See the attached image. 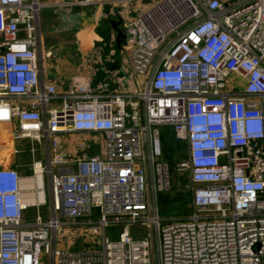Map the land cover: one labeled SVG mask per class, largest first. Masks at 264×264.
Instances as JSON below:
<instances>
[{"label": "built area", "instance_id": "2783aa9c", "mask_svg": "<svg viewBox=\"0 0 264 264\" xmlns=\"http://www.w3.org/2000/svg\"><path fill=\"white\" fill-rule=\"evenodd\" d=\"M42 9L0 0V264H264V0L157 1L123 29L131 92L79 75L67 92L48 83ZM166 127L186 144L175 167L192 213L162 225ZM70 133L94 135L100 152L68 154ZM8 150L30 173L6 166Z\"/></svg>", "mask_w": 264, "mask_h": 264}, {"label": "crops", "instance_id": "0c3cea01", "mask_svg": "<svg viewBox=\"0 0 264 264\" xmlns=\"http://www.w3.org/2000/svg\"><path fill=\"white\" fill-rule=\"evenodd\" d=\"M36 1L43 6L40 14L42 35L49 37V58L43 63V76L48 83L55 85L60 92H67L70 79L79 75L90 78L94 84L107 81L112 92L133 90V81L120 71L128 68V59L123 61V57L119 55L117 67L111 69L115 63V59L111 57L115 52H105L99 48L98 43L95 44L105 40L114 48L116 34L110 25H106L101 37L95 34V29L100 25L105 26V22L115 20L116 12L119 11L122 20L120 28L123 32L125 25L148 11L159 0H123L122 3L119 0H97V4L88 7L77 6L78 0ZM120 48L116 49L119 54ZM118 71L120 72L117 74ZM2 136L0 135V139ZM5 139L3 143L10 148V137L7 141ZM96 140L98 138L89 133H70L61 138V144L70 155L78 154V149L83 145H89V154H98L100 151L94 145ZM4 157L7 167L19 171L20 164L16 161L18 158L13 157L9 150Z\"/></svg>", "mask_w": 264, "mask_h": 264}, {"label": "rangeland", "instance_id": "374dc122", "mask_svg": "<svg viewBox=\"0 0 264 264\" xmlns=\"http://www.w3.org/2000/svg\"><path fill=\"white\" fill-rule=\"evenodd\" d=\"M72 24H74V23L72 22ZM106 28H107L106 25L105 26L104 25H100L99 27H97L95 29V34L98 35L99 37H101V35L103 36ZM102 42H103V44H102ZM97 43L99 44L98 45L99 48L102 49L105 52H108V50L109 51L113 50L115 53H112V57L110 55V57L113 58V59H115L116 56H118V58H119V55H121L123 57L122 58L123 61L131 58V51L127 50L126 48H120L121 49V51H120L121 53L119 54L118 50H116V48H112L111 47L112 45H110L109 43L105 42V40L104 41L101 40V43L95 42V44H97ZM100 44H102V45L100 46ZM41 51H42L43 63H44V62H46L47 58H49V37H46L45 35H42ZM105 52H103V53H105ZM161 132H162V134L164 136V141L163 142L165 143L163 145V142H162V145H163L162 149L164 150V149L167 148L168 151H172V150L174 151V146L179 144L178 146H181L182 148L180 149V153L178 155V161L184 160L185 159V154H186V148H185L186 144H185V142L175 141L173 133H172V129L170 127L169 128L168 127L162 128ZM9 134H10V129L7 126H0V135H3L2 138L0 139L1 142L2 141L4 142L5 138L8 139L9 138ZM18 145H21L23 147H28V142H26V141L19 142ZM35 147H37V145ZM97 150L99 151L98 148H97ZM170 158H171V156H170ZM163 159H164V157H163ZM16 161L20 164L19 165V167H20L19 171L21 173H30L29 167H28L29 158H28V156L26 154H22L21 156H18V159H16ZM170 167H169L170 175H171V186H170V189L168 191L159 193L157 195L158 213H159L160 219L162 220V225H165L168 221H170L172 219L187 217V216H189L192 213V205H186L185 207H181V206H179V204H176V205L173 206V204H169L167 202L166 198H170L169 201H171L172 198L176 197V194L180 190L181 183L183 181H188V182L190 181L188 171L179 170L175 166L172 168V165H170ZM46 197H47V200H49L48 184H46ZM180 208L184 209V211H182ZM48 213H49V206L40 209V215L42 216V218L47 219L48 218ZM34 215H35V211L26 210L24 212V220L28 221V222L32 221L33 218H34ZM113 231H115L114 228L108 229V232H113ZM131 232L133 234H137L139 236L147 237L150 242L154 243V238H151V235L153 233H152V230L150 228H146V227H142V226L137 225V226H134L133 228H131ZM61 243H66V239H61ZM85 247H86V245H84V243H82L81 239H78L76 241V244H75L74 248L75 249H82V248H85Z\"/></svg>", "mask_w": 264, "mask_h": 264}, {"label": "trees", "instance_id": "16d2710c", "mask_svg": "<svg viewBox=\"0 0 264 264\" xmlns=\"http://www.w3.org/2000/svg\"><path fill=\"white\" fill-rule=\"evenodd\" d=\"M105 25H109V24L107 22H105ZM113 47L116 48V49L120 48L115 43H113ZM117 65H118V56L115 57V63L112 66V68L111 67L110 68L113 69L114 67H117ZM163 141H164V136L162 134V142ZM164 144L165 143L163 142V145ZM178 145L174 146V151L173 150L172 151H168L167 148L163 150L164 160L168 163L169 167H170V165H172V168H173L175 166V164L178 162V155L180 153V149L182 148L181 146H178ZM185 148H186V145H185ZM170 156H171V158H170ZM190 188H191L190 181L189 182L188 181H183L181 183L180 190L176 194V197L172 198L171 201H169L170 198H166L167 202L169 204H173V206L176 205V204H179V206H181V207H185L186 205H191L192 204V193H191ZM181 210L184 211V209H181Z\"/></svg>", "mask_w": 264, "mask_h": 264}, {"label": "water", "instance_id": "95a60500", "mask_svg": "<svg viewBox=\"0 0 264 264\" xmlns=\"http://www.w3.org/2000/svg\"><path fill=\"white\" fill-rule=\"evenodd\" d=\"M231 2H234L236 0H230ZM109 25L111 26L113 32L116 34L115 36V44L118 47H124L125 46V36L121 30V24H122V20L119 17V11L116 12V19L115 20H110Z\"/></svg>", "mask_w": 264, "mask_h": 264}, {"label": "bare ground", "instance_id": "6f19581e", "mask_svg": "<svg viewBox=\"0 0 264 264\" xmlns=\"http://www.w3.org/2000/svg\"><path fill=\"white\" fill-rule=\"evenodd\" d=\"M39 187L41 186V183L40 182H38V184H37Z\"/></svg>", "mask_w": 264, "mask_h": 264}]
</instances>
